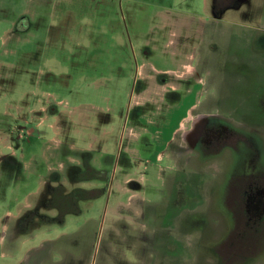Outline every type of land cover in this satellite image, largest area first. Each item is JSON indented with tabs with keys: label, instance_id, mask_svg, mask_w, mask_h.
Instances as JSON below:
<instances>
[{
	"label": "rangeland",
	"instance_id": "1",
	"mask_svg": "<svg viewBox=\"0 0 264 264\" xmlns=\"http://www.w3.org/2000/svg\"><path fill=\"white\" fill-rule=\"evenodd\" d=\"M199 113L264 122V0H0V215L33 210L0 257L264 264L228 236L229 154L180 148Z\"/></svg>",
	"mask_w": 264,
	"mask_h": 264
},
{
	"label": "flooded vegetation",
	"instance_id": "2",
	"mask_svg": "<svg viewBox=\"0 0 264 264\" xmlns=\"http://www.w3.org/2000/svg\"><path fill=\"white\" fill-rule=\"evenodd\" d=\"M254 123V127L246 133L228 127L218 115L199 113L187 131L182 133L184 145L180 146L189 151V158L198 161L225 152L229 154L230 163L223 179L222 213L233 224L228 236L234 235L241 241L239 230L249 235L253 241L248 249L250 252L264 249L261 247L264 245V133L259 130L264 122ZM23 133L25 130L20 127L10 136L20 140ZM52 175L57 176L56 179L50 177V181L58 182L60 175ZM50 197L51 207L61 213L62 204L55 202L54 193H50ZM31 212L33 210L26 212L21 220ZM224 242L223 239L221 243L212 244V256L219 264H224L223 252L233 251L234 244L228 243L225 248L222 247Z\"/></svg>",
	"mask_w": 264,
	"mask_h": 264
},
{
	"label": "crops",
	"instance_id": "3",
	"mask_svg": "<svg viewBox=\"0 0 264 264\" xmlns=\"http://www.w3.org/2000/svg\"><path fill=\"white\" fill-rule=\"evenodd\" d=\"M27 203L24 205L23 208H17V210L14 214H12L8 210H5L0 215V245L3 244V240L1 239V232H6L9 228H11L13 235L17 236V232H15L16 231V225L18 224V220H21L22 216H23L22 215L21 217H18L17 214H18L20 209H25L28 206ZM15 219H17V222H15L16 221ZM1 257H0V264H21V262H22V259H21L22 257H20V256L14 257V258H12V260L9 259V261L4 260Z\"/></svg>",
	"mask_w": 264,
	"mask_h": 264
}]
</instances>
